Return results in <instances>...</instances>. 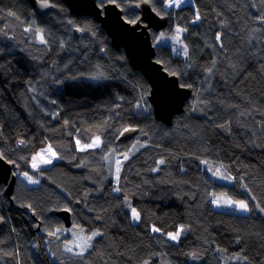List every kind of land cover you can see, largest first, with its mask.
Masks as SVG:
<instances>
[{"label": "trees", "instance_id": "16d2710c", "mask_svg": "<svg viewBox=\"0 0 264 264\" xmlns=\"http://www.w3.org/2000/svg\"><path fill=\"white\" fill-rule=\"evenodd\" d=\"M49 1L54 11L37 16L26 0H0V153L15 161L16 176L27 172L39 181L28 187L17 177L12 195L3 196L8 219L2 209L0 264H264V213L256 208L264 207V24L258 19L264 4L185 0L167 8L165 0H151L152 9L168 17L167 40L177 27L186 29L178 35L181 49L154 42L151 31L155 60L192 88L183 112L166 125L153 116L146 79L110 45L99 23ZM139 1L115 4L131 22L139 17L131 10ZM75 28L82 29L79 36ZM125 127L139 132L117 144ZM94 134L100 148L77 150V139L90 143ZM134 144L139 150L124 161L117 183L115 159ZM48 145L59 158L33 171L32 156ZM109 153L111 163L103 159ZM214 168L232 179L213 175ZM213 194L246 200L253 210L221 211ZM125 196L140 212L139 223ZM66 208L70 229L104 233L83 259L64 251L70 237L61 235V220L48 215ZM179 225L188 229L179 243L151 232ZM49 232L56 233L53 241L44 237ZM192 252L200 258L190 259Z\"/></svg>", "mask_w": 264, "mask_h": 264}, {"label": "water", "instance_id": "95a60500", "mask_svg": "<svg viewBox=\"0 0 264 264\" xmlns=\"http://www.w3.org/2000/svg\"><path fill=\"white\" fill-rule=\"evenodd\" d=\"M72 16L91 17L99 23L110 40L114 49H122L130 67L141 73L149 85L148 102L152 108L154 118L166 125H171L173 117L181 114L184 104L191 97L192 88L181 86L176 75L166 72L161 63L155 60V46L151 38V31L162 32L168 26L166 15H157L149 3L141 1L132 5L131 10L138 14L136 23H131L123 18L122 10L115 4L108 2L99 6L98 0H60ZM32 12L37 16L54 11L55 6L43 7L40 0H26ZM139 3V7L136 4ZM49 4L53 5L50 1ZM78 28L73 30L75 36H79ZM124 132L117 138L116 143L127 142L133 139L139 132ZM14 164L0 160V186L2 194L9 198L16 185L17 176ZM12 205V203H11ZM51 217H57L65 228L72 225L69 211L51 210ZM1 216V215H0ZM4 221L0 223V231L4 227ZM39 230V225L36 231ZM48 241H53L56 236L44 235Z\"/></svg>", "mask_w": 264, "mask_h": 264}, {"label": "snow or ice", "instance_id": "6c2138e0", "mask_svg": "<svg viewBox=\"0 0 264 264\" xmlns=\"http://www.w3.org/2000/svg\"><path fill=\"white\" fill-rule=\"evenodd\" d=\"M109 2L116 3V0H109ZM141 2L142 3H150L151 0H141ZM184 2H185V0H165V7H167V8H173V7L179 8L180 5L182 3H184ZM260 2H261V4H264V0H260ZM40 3H41V5L43 7H52V6H54V5L49 4V0H40ZM117 6H119V5H117ZM139 6H140L139 3L136 4V7H139ZM8 15L9 16H13L14 13L9 12ZM157 15H160V13L157 12ZM199 19H200V15L197 12L196 16H195V20H199ZM258 19H259V22L261 24H264V15L260 16ZM131 23H136V21H131ZM30 30H31L30 28H26L25 29V31H30ZM80 30H82V29H79V28L77 29V31H80ZM182 31H186V29H181V28L177 27V29H176L177 35H179V33H181ZM37 32L39 33L40 42L41 43H47V41L45 40V38H44V36L42 34V30L41 29H37ZM216 39H217V41H220V34H217ZM220 46L223 47V44H221ZM183 52H184L185 56L188 55V48H187L186 45L183 46ZM214 66H215V61L213 62V67ZM207 72H208L209 75H211L212 72H213V68H208ZM173 75H175V73H173ZM187 87H191V86L188 85ZM141 106L142 105L139 102L136 104V108L137 109L141 108ZM191 110L192 111H196L197 110L195 104L193 105ZM241 115H243V113H241ZM219 127L226 128L227 126L222 124V125H219ZM123 131L124 132L135 131V129H130V128L125 127ZM121 135H123V132L121 133ZM19 143L20 144H24L25 142L23 140H21ZM102 143H103V141L101 140V137L99 135H95V134H94V136H93V138H92L90 143H86V144L81 145L80 140H78V139L76 140V144L80 148L81 151H85V150H88V149L100 148ZM141 146L143 147L144 145H141ZM133 149H135L136 151L139 150V149L136 148V145L134 144V145H132V148L129 149L128 152L120 154L123 157V159H120V158H116L115 159L114 167H115V179H116L117 183H119V180H120L119 173L122 170V165H123L124 161L129 160L130 156L135 154ZM113 152H115V149H113ZM44 153H50L51 154L50 158L45 159L44 158ZM111 155L112 154L109 153V154L105 155L103 157V159L105 161H109V163H111V161H110V156ZM38 158L40 160H42L44 164H51L53 158H59V157L57 156L56 152L53 151L52 145H48L45 149H42L41 152H38L36 155L32 156L31 167H32L33 170H37L38 167H39V165L37 163ZM0 160H5V156H4L3 153H0ZM7 163L15 164V161L8 160ZM201 163L207 165L208 161L203 160V161H201ZM158 164L159 165H164L165 164V160L164 159H160L158 161ZM223 167H224V165L221 164L220 168H223ZM220 168H217L213 172V175H217V173H219V171H220ZM159 170H160L159 167H156V168L153 169V171H159ZM23 177H24L25 180H27V182L29 184H38L39 183L38 180L33 179V177L31 175H29L27 172L23 173ZM220 178L221 179H229V180L232 179L231 177H227V176H224V175H221ZM245 187H247V186L245 185ZM114 191L115 192H120L121 189L119 187H116L114 189ZM253 200H255V197H253ZM211 202L217 208H220V207L233 208L234 207L236 210H238L240 212H243V213H250L253 210L252 208H250L249 203L246 200H233L231 198H222L221 196H217L215 194H213ZM125 203L131 210V219L134 222L139 223L140 220H141L140 212L137 211L136 208L131 207L130 202L127 200V196H125ZM27 207H31V205H28ZM256 208L261 213H264V207H261L259 204H257ZM64 211H69V209L66 208V209H64ZM3 221H4V217L0 216V223H2ZM187 230L188 229H186L185 225H179L177 230H175L174 232H168V233L165 234V233H162V230L159 227H156V226H152L151 227V232L152 233H161L162 235H166L169 240H171V241H173L175 243H179L180 242V238H181L182 234H184ZM56 231H60V229H57ZM83 232H84V230L80 229V234L78 236H77V234L74 233L73 235L77 236V238L74 239V240L68 241L64 245V251L65 252L71 253L74 256H78L81 259H83L85 257V253L89 252V250H91L93 248V243L92 242L95 240V238L104 235L103 232L98 231V230L97 231H92L87 236H84ZM48 234L50 236H55L56 235L55 232H49ZM57 239H59V237H57ZM74 249H79V251H74ZM188 255H189V258L192 259V260H196V259L200 258L198 253H196V252L189 253ZM236 259H244V260H246L247 258L246 257L237 256ZM143 264H151V262L149 260H144Z\"/></svg>", "mask_w": 264, "mask_h": 264}, {"label": "rangeland", "instance_id": "374dc122", "mask_svg": "<svg viewBox=\"0 0 264 264\" xmlns=\"http://www.w3.org/2000/svg\"><path fill=\"white\" fill-rule=\"evenodd\" d=\"M154 42H156V43H160V42H163V44H170L171 46H172V44L174 45V47L175 48H178V49H181V47L179 46V44H178V35H175V37L173 38V40H172V42L171 41H169V40H167L165 37H164V34H163V32H160V33H156L155 34V39H154ZM81 145H83V144H81ZM47 147V146H46ZM45 147V148H46ZM44 148V149H45ZM76 148H77V150H79V151H81L80 150V148L77 146V144H76ZM54 151V150H53ZM39 152H41V151H39ZM55 152V151H54ZM50 156H51V154L50 153H44V158L45 159H47V158H50ZM119 158V157H118ZM58 158H53V160H52V163L53 162H55L56 160H57ZM31 163H32V159H31ZM31 163H30V169H32V167H31ZM37 163H38V165H39V167H38V169L37 170H33V171H39L40 169H42V168H48L51 164H44L43 163V161L42 160H40L39 158H38V160H37ZM216 169L214 168V171H215ZM221 172H219V173H217V175H219V176H221V174H220ZM18 180H20V181H22L25 185H27L28 187H34V186H37L38 184H29L28 182H27V180H25L24 179V177H23V173H21V174H19L18 176ZM33 177V176H32ZM33 179H36L37 180V178L36 177H33ZM1 196L3 197V195H2V191H1V189H0V199H1ZM217 196H221L222 198H227L225 195H223V194H218ZM3 204H5L4 203V200H2V202L0 203V207L4 210V207H3ZM215 206V205H214ZM215 208L216 209H220L221 211H228V212H236V213H243V212H240V211H238V210H236L234 207L233 208H229V207H220V208H217L216 206H215ZM127 209H128V211H129V213H130V216H131V210H130V208L127 206ZM8 219V218H7ZM133 221V220H132ZM134 222V221H133ZM134 223H136V222H134ZM77 234V236L80 234V230H78V229H76V228H72V229H70V228H66V229H64V230H62V236H68V237H70V240H74V239H76L77 238V236H74L73 234ZM84 235V234H83ZM74 251H79V249H74Z\"/></svg>", "mask_w": 264, "mask_h": 264}, {"label": "built area", "instance_id": "2783aa9c", "mask_svg": "<svg viewBox=\"0 0 264 264\" xmlns=\"http://www.w3.org/2000/svg\"><path fill=\"white\" fill-rule=\"evenodd\" d=\"M2 199H3V198H2V196H1L0 203L2 202ZM0 209L2 210V208H1V207H0ZM2 213H3V214H4V216H5V215H6V210L4 209ZM5 217H6V216H5ZM6 218H7V217H6Z\"/></svg>", "mask_w": 264, "mask_h": 264}, {"label": "flooded vegetation", "instance_id": "af4514ba", "mask_svg": "<svg viewBox=\"0 0 264 264\" xmlns=\"http://www.w3.org/2000/svg\"><path fill=\"white\" fill-rule=\"evenodd\" d=\"M109 1L108 0H105V2L102 4V6L103 5H105L106 3H108ZM3 198V197H2ZM0 212H1V209H0ZM2 213V212H1Z\"/></svg>", "mask_w": 264, "mask_h": 264}, {"label": "clouds", "instance_id": "9594fccd", "mask_svg": "<svg viewBox=\"0 0 264 264\" xmlns=\"http://www.w3.org/2000/svg\"><path fill=\"white\" fill-rule=\"evenodd\" d=\"M3 195V194H2Z\"/></svg>", "mask_w": 264, "mask_h": 264}]
</instances>
